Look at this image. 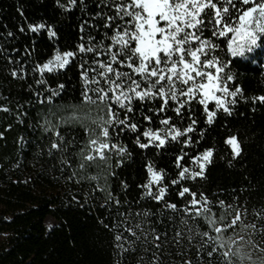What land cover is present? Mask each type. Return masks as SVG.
I'll return each instance as SVG.
<instances>
[{"label": "trees", "instance_id": "16d2710c", "mask_svg": "<svg viewBox=\"0 0 264 264\" xmlns=\"http://www.w3.org/2000/svg\"><path fill=\"white\" fill-rule=\"evenodd\" d=\"M60 2L65 5L64 9L57 5L56 0H0V107L10 110L0 111V133H3V138H0V264H151L154 256L160 257V264H183L186 260H191V264H201V260L208 264L206 254H197L199 237L190 242L187 228L198 226L200 231H208L213 237L217 234L203 215L196 220L189 215L188 224H181L185 201L193 199L190 193H196L197 200L203 194L210 201L196 207L210 208L211 212L206 215L217 220V227L231 222L237 209L240 210L241 219L234 228L223 232L225 240L231 237L244 244L238 237L252 233L254 236L249 240L264 248V234L260 231L264 227V219L254 214V210L255 213L264 210V104L258 100L253 103L251 99L264 95V38L258 41L260 49L253 53L223 57L228 63L225 73L233 75L228 87L231 90L241 87L245 99L238 95L235 98L237 103L228 105L232 115L208 104L209 111L216 113L212 125L205 123L207 114L196 100L190 106L186 104L179 117L171 108L180 107V104L172 101L168 102L164 112L149 111L159 107V100L141 102L136 99L130 113L116 109L121 118L127 115L130 123L137 124L136 132L119 131V144L127 147L132 155L125 157L117 166L119 157L114 150L108 153L111 159L104 162L86 146L88 134L85 127L96 129L97 124L93 121L100 123L107 119V103L84 102L80 57L56 73L46 72L47 83L43 85L36 83L40 74L33 72V68L37 63L46 62L57 48L67 51L75 50L81 42L87 45L89 35L95 38L94 43L102 40L104 33L111 35L112 27L121 21L109 22L112 27L108 29L104 27L107 17L115 15L114 5L107 0L105 3L84 0L83 10L79 0L75 6H70L68 0ZM97 13H100L99 17ZM40 22L52 26L56 37L49 39L45 30L39 33L28 30V24ZM9 31L13 36H7ZM108 43L110 41H105ZM80 55L91 63L92 53ZM96 58L108 59L103 55ZM84 67L87 68L88 64ZM114 67L130 71L123 66ZM12 71H17V77L11 76ZM61 83L64 90L49 103L46 97L50 92L47 89H56ZM93 99H96L94 95ZM144 116H150L152 120H145ZM161 117H171L169 123L181 130L191 123L189 117L196 121L194 131L180 138L192 137V146L183 148L189 155L180 163L190 169L193 165L191 157L212 148L213 159L206 165L203 177L194 180L178 177L181 169L176 167V158L183 145L168 143L170 138L160 149H140L134 143L137 135L146 142L142 133L147 128L156 131L164 127L159 123ZM41 125L50 130L44 131ZM202 131L203 138L200 137ZM57 132L64 137L65 144L69 141L74 143L67 152L52 150V155H49L50 144L57 140ZM111 135L115 142L116 132ZM232 135L237 136L242 148L235 159L224 142ZM90 152L94 159L87 161L84 156ZM62 157L67 159V163L61 162ZM148 160L153 162L155 170L164 169L162 181L157 186L152 185L153 191L159 186L167 188L159 203L141 198L144 189L140 185L148 180ZM81 163L83 168L79 167ZM172 179L179 183L171 184ZM183 187L190 191L180 197L178 192ZM109 192L114 199L108 198ZM115 199H119V205ZM221 200L225 202L224 207L219 205ZM165 201L176 204L180 211L164 209ZM149 210L152 214L145 217L143 213ZM221 215L223 221L219 220ZM47 218L56 223L53 228L45 225ZM137 222L141 223L145 233L154 229L160 234V249L144 242L140 229H134L141 236L138 241L126 231ZM105 224L109 227L106 228ZM241 224H255L256 230L242 228ZM177 231L182 233L179 243ZM116 234H122L127 241L135 243L129 247L128 243L121 241L128 249L122 252L116 247ZM148 240H152L151 234ZM208 250L210 248L204 249V253ZM219 259L221 257H214V264Z\"/></svg>", "mask_w": 264, "mask_h": 264}, {"label": "snow or ice", "instance_id": "6c2138e0", "mask_svg": "<svg viewBox=\"0 0 264 264\" xmlns=\"http://www.w3.org/2000/svg\"><path fill=\"white\" fill-rule=\"evenodd\" d=\"M56 2L60 8H65L60 0H56ZM105 2L106 0H101V3ZM107 2L114 5L115 15L107 17L104 27L108 29L112 27L109 22L121 21L112 27L111 35L105 32L104 38L95 43L93 42L95 38L89 35L87 45L83 42L78 43L75 50L61 51L57 48L46 62L37 63L33 68V72L40 74L36 83L43 85L47 83L46 72L56 73L69 65L72 60L80 57L83 84L81 96L84 102L89 104H96L97 101L109 102L105 105L107 119H102L100 123L93 121L97 124L96 129L85 127V132L88 134L86 146L100 160L104 162L110 160L111 156L108 153L113 150L119 157L116 161L117 166L123 163L125 157H131L132 153L128 151L127 147L119 144V131L136 132L137 124L130 123L127 115L121 118L120 112L116 109L130 113L133 111L132 104L136 99L141 102L146 100L161 101L158 108L149 109V111L156 112L166 111L169 100L178 102L180 107L171 108L178 117L181 116V110L186 104L190 106L192 101L196 100L203 106V111L207 114L205 120L207 125L213 124L216 115L214 111H209L208 101H214L217 110L222 109L227 115H232V109L228 105H235L237 103L235 98L238 95L241 99H245L241 87L236 86L234 90L228 87V82L233 81V75L225 73L228 63L223 57L228 54L232 57L243 56L245 52L253 51L258 41L264 38V0H107ZM68 4L75 6L77 0H68ZM79 5L83 10L84 0H79ZM97 16L99 17L100 13H97ZM27 27L29 31L35 33H39L41 30L47 31L49 39H53L57 35L52 26L46 25L44 22L30 23ZM20 31L23 32L24 29L21 28ZM81 31L83 32V26ZM229 33H231L230 38ZM7 36L11 37L13 33L9 31ZM81 39L83 40V37ZM105 41H110V43L105 44ZM87 53L93 54L90 64L80 55ZM101 55L108 59L102 61L96 58ZM10 62L12 61L10 60ZM85 64H88L87 68L84 67ZM114 65L123 66L130 71L117 70ZM90 72L93 75L90 76ZM17 75V71L11 72L12 77H17ZM64 87V84L61 83L56 89H47L50 92V95L46 97L48 102L51 103L54 97L59 96ZM89 93H92L96 99L94 100L93 95H89ZM217 93L221 95H217ZM181 97L185 99L182 100ZM227 97L233 99H226ZM251 99L253 103L258 100L264 104V95L254 96ZM40 102L43 103V101ZM0 111L8 112L10 110L0 107ZM17 118L19 119V116ZM144 119L151 121L152 117L144 116ZM171 119V117L159 118V123L164 127L156 131L147 128L142 133L146 142H143L137 135L134 143L140 149H149L150 147L160 149L165 146L166 140L170 136L168 143L176 142L183 145L181 154L176 158V167L181 169L177 173L178 177L193 180L198 176L203 177L206 165L210 164L213 159L214 150L207 148L199 155L191 157L193 166L198 167L199 171L184 167L180 161L189 154L183 148L192 146V137L187 136L182 140L180 138L185 137L186 133L194 131L193 125L196 124V121L189 117L191 123L181 130L175 124L169 123ZM41 127L44 128V131L50 130L44 125ZM112 132H116L115 142H113ZM56 136L57 140L50 144L49 155H52V150L67 152L69 146L74 143L69 141L65 144L64 137L58 132ZM200 137L203 138V131L200 133ZM0 138H3V133H0ZM22 141L23 138H21ZM224 142L231 147L233 159L241 154L242 148L237 136H229ZM80 152L83 153L84 149L81 148ZM91 152L84 156L85 160L92 161L94 159ZM61 162L67 163V159L62 157ZM79 167L83 168L84 165L81 163ZM146 170L148 180L145 184L140 185L144 189L141 198H150L159 203L163 200L167 188L159 186L156 191H153L152 185L162 181L164 169L155 170L153 162L148 160ZM170 183L175 185L179 181L172 179ZM124 187L126 188L127 185L125 184ZM189 191L188 187H183L178 195L184 197L185 193H189ZM190 194L193 199L185 201L182 210L185 215L181 219V224H188L189 215L192 220L203 215L212 231L217 234L213 237L208 231H200L198 226H188L189 241L191 242L197 237L200 239V243L196 245L198 255L206 254L208 264H214L213 258L216 256L221 257L217 264H236V261H239V264H245V261H248V264H264V257L254 259L252 251L245 250V244L239 243L231 237H228L227 240L223 237V232L234 228L237 221L241 219L239 209L231 222L223 227H217V220L206 215L211 212L210 208L196 207L199 203L207 205L210 201L203 194H201L200 200L195 198L196 193ZM108 198L114 199L111 192L108 193ZM115 203L119 205V199H115ZM219 205L224 207L225 202L221 200ZM164 209L180 211L176 204L167 201L164 202ZM164 209L161 210V214ZM151 214L150 210L143 213L145 217ZM254 214L264 219V210H261L260 213H255L254 210ZM219 220H224L223 215L219 217ZM104 226L109 227L107 224ZM241 227L256 230L255 224H241ZM134 229H140L141 235L144 236V242L153 244L157 249L162 247V244L159 243L160 234L156 233L154 229L150 233H145L139 222L132 227H127L126 231L137 241L141 239V236L137 235ZM260 231L264 234V227ZM149 234L152 235L150 241L148 240ZM181 237L182 233L177 231V243L180 242ZM114 240L116 247L122 252H126L128 249L124 248L121 241L128 243L129 247L135 243V241H127V238L122 234H116ZM239 241H244V237L239 236ZM210 242L212 243L210 244ZM247 243L260 252H264V248H259L254 241L249 240ZM226 244L227 248H225ZM208 248L210 250L204 253V249ZM151 264H160V257L154 256ZM183 264H191V260H186ZM201 264H203V260H201Z\"/></svg>", "mask_w": 264, "mask_h": 264}, {"label": "rangeland", "instance_id": "374dc122", "mask_svg": "<svg viewBox=\"0 0 264 264\" xmlns=\"http://www.w3.org/2000/svg\"><path fill=\"white\" fill-rule=\"evenodd\" d=\"M230 36H231V33H229V38H230ZM258 49H260V47L258 46V44H257V46L256 47H254V49H253V51H256V50H258ZM253 51H251V52H247V54H250V53H253ZM262 53H263V55H264V51H262ZM217 95H221L220 93H217ZM181 99H185L184 97H181ZM227 99V98H226ZM169 101H171V100H169ZM172 102H174V101H172ZM105 103H109V102H105ZM174 103H178V102H174ZM208 104H213L214 106H215V102L214 101H208ZM216 107V106H215ZM174 134V133H173ZM168 138H170V136L168 137ZM229 146V145H228ZM229 148H230V150H231V147L229 146ZM191 170H193V171H199V168L198 167H194L193 165H192V167L190 168ZM196 178H199V176L198 177H196ZM188 179H191V178H188ZM192 180V179H191ZM159 183L160 182H158L157 184H154V186H157V185H159ZM45 225L48 227V228H53L55 225H56V223L54 222V220H52V219H50V218H47L46 219V221H45ZM240 236H243L244 237V244L246 245V251H248V250H250V251H252V254H253V258L254 259H257V258H259V257H264V252H260L257 248H253V246L251 245V244H248L247 243V241L249 240V239H251L253 236H254V234H252V233H244V234H241ZM238 240H239V237H238ZM246 241V242H245ZM233 250H235V248L233 249ZM237 262H239V261H237ZM245 264H248V261H245Z\"/></svg>", "mask_w": 264, "mask_h": 264}]
</instances>
